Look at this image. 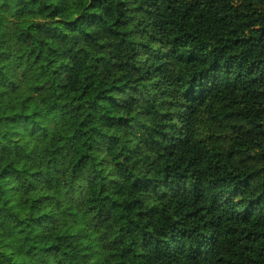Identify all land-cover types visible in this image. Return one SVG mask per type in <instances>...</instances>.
<instances>
[{"label":"trees","instance_id":"obj_1","mask_svg":"<svg viewBox=\"0 0 264 264\" xmlns=\"http://www.w3.org/2000/svg\"><path fill=\"white\" fill-rule=\"evenodd\" d=\"M71 9L0 0V264H264V0Z\"/></svg>","mask_w":264,"mask_h":264},{"label":"clouds","instance_id":"obj_2","mask_svg":"<svg viewBox=\"0 0 264 264\" xmlns=\"http://www.w3.org/2000/svg\"><path fill=\"white\" fill-rule=\"evenodd\" d=\"M79 2V0H67V3L69 4V6H70V9H71V6L72 5H75V4H77ZM83 2L85 3V5L87 4V3H90L91 2V0H83ZM72 11H74V9H71ZM76 15H79V13H76ZM75 18V17H74ZM59 19V18H58Z\"/></svg>","mask_w":264,"mask_h":264}]
</instances>
